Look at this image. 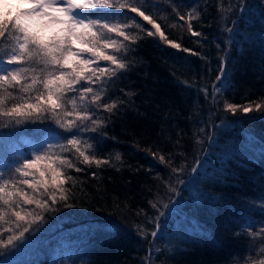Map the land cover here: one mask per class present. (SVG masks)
Masks as SVG:
<instances>
[{"label": "trees", "instance_id": "1", "mask_svg": "<svg viewBox=\"0 0 264 264\" xmlns=\"http://www.w3.org/2000/svg\"><path fill=\"white\" fill-rule=\"evenodd\" d=\"M174 2L182 14L189 6L197 7L201 16L192 21L193 29L207 39L187 32L184 21L171 12L169 0H155L158 10L152 11L169 40L199 55L172 49L159 36L139 33L137 44L129 45L135 49L128 53L129 71L108 89L113 99L128 100L124 93L134 92L130 104L114 110L103 129L106 138L81 133L90 140L95 136L96 155L115 167L98 169L73 159L83 169L67 170L76 178L69 201L75 206L65 208L60 202L58 211L40 212L43 220L31 225L33 231L19 247L0 249V264H60L53 261L52 252L59 241L68 256L62 264H144L150 255L153 264H244L241 257L264 258L245 234L252 230L249 225L260 229L264 112L224 111V101L247 105L264 99V0ZM136 20L155 31L146 21ZM224 28H234L235 42L227 47L223 93L213 105L198 88L207 85L211 91L232 35L221 31ZM56 132L67 135L49 121L0 127V152L10 156L6 141L47 144ZM117 153L120 161L114 159ZM160 155L171 165L161 164ZM71 186L72 181L65 184ZM150 202L157 203L159 211ZM137 225L148 233L157 231V236L142 238ZM181 226L189 234L174 238L175 228Z\"/></svg>", "mask_w": 264, "mask_h": 264}, {"label": "snow or ice", "instance_id": "2", "mask_svg": "<svg viewBox=\"0 0 264 264\" xmlns=\"http://www.w3.org/2000/svg\"><path fill=\"white\" fill-rule=\"evenodd\" d=\"M17 3L15 11L5 12L0 8V121L5 122L0 127L49 121L67 135L54 133V141L46 142V147L38 145L30 156L10 158L0 152V249L19 247L20 242L26 240L25 234L33 231L31 225L43 220L40 212L58 211L55 206L60 202L65 208L75 206L69 201L76 178L67 170L81 172L83 169L73 159L98 169L104 165L115 167L108 158L96 155V137L90 142L82 138L81 133H95L100 139L106 138L103 129L114 110L130 104L134 92L124 93L128 100L113 99L108 89L129 71L132 62L128 53L135 51L129 45L137 44L139 33L159 36L160 41L172 49L199 55L167 38L158 22L160 17L152 11L153 8L158 10L155 0H17ZM169 4L171 12L179 21H184L192 37L207 39L202 32L193 29L192 21L201 16L196 6H189L182 14L180 5L174 0H169ZM136 17L146 21L155 31L145 29ZM132 28L138 30L135 35L127 31ZM221 31L232 35L225 44V56L220 58L218 74L211 82V91L207 85L198 88L206 101L211 98L213 105L219 103L223 93L227 47L235 42L234 28ZM224 111L233 115L237 111L244 114L264 112V99L247 105L224 101ZM103 112L109 116H101ZM151 154L154 158L157 156V153ZM114 159L120 161L121 155L117 153ZM159 162L171 165V160L162 155ZM171 171L175 173L177 168L172 166ZM192 171L195 173L197 169ZM69 181L72 186L65 187ZM167 187L174 191L170 184ZM150 203L152 208H157V203ZM260 208L259 231L249 225L252 230L245 234L253 248L264 257V203ZM146 220L154 222V218L146 217ZM137 228L142 238L157 236L155 230L148 233L141 225ZM5 233L9 234L6 239L3 238ZM153 248L159 251L154 245ZM241 259L244 264H264V258ZM144 264H153L151 255Z\"/></svg>", "mask_w": 264, "mask_h": 264}, {"label": "rangeland", "instance_id": "3", "mask_svg": "<svg viewBox=\"0 0 264 264\" xmlns=\"http://www.w3.org/2000/svg\"><path fill=\"white\" fill-rule=\"evenodd\" d=\"M18 7L17 0H3V3L0 4V8H3V11H15V9ZM82 138L89 139L85 135H81ZM55 140V139H54ZM90 142H93L89 139ZM26 146H23L20 143H11L9 141H6L4 143V146L7 147L9 152L10 158H15L17 155H31L34 148L38 146V144L33 145L32 143L28 142L25 144ZM46 147L47 144H44ZM182 227V226H181ZM176 227L175 231L173 232V237L177 239L183 238L185 235L189 234L187 229H183V227ZM190 231V230H189ZM52 252L55 253V257H53V261L62 264L60 261H68L67 251H64V242L59 241L55 244L54 247H52ZM68 264V262H67Z\"/></svg>", "mask_w": 264, "mask_h": 264}]
</instances>
